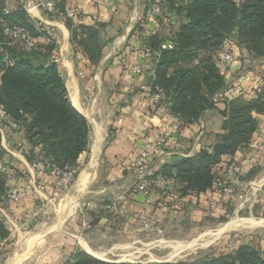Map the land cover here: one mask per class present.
<instances>
[{
	"label": "crops",
	"instance_id": "1",
	"mask_svg": "<svg viewBox=\"0 0 264 264\" xmlns=\"http://www.w3.org/2000/svg\"><path fill=\"white\" fill-rule=\"evenodd\" d=\"M20 1L30 2L13 0L12 4ZM68 6L76 9L77 15L72 18L75 24H103L104 46L96 65L90 63L81 46L71 42L66 17L61 12L46 13L34 8L29 15L44 26L46 34L52 27L57 34L56 63L71 105L89 123L88 147L78 160L72 184L56 197L44 189L31 192L24 201L0 202V216L9 229L0 257L2 251L9 249L14 255L12 264H64L82 250L97 259L122 262L106 256L122 258L134 252L139 254V245H144V238L150 234L142 227L140 217L152 220V228L161 233L176 222H186L192 227L209 221L207 217L222 219L232 209L240 210L243 201L248 203L247 207L264 213V152L255 157L244 178L240 190L243 199H229L218 190L171 198L161 190L142 194L136 188V160L145 143L173 122H180L178 132L152 161L156 172L213 144L216 134L222 131L220 110L226 102L240 96L250 99L261 92L264 57L254 56L233 38L224 41L215 51L216 64L224 51L235 57L221 73L224 86L214 94L213 108L204 110L196 122L185 123L171 114L166 104L153 103L142 88L148 83V74L132 70L145 62L140 31L148 28L149 35L160 32L171 38L181 19L169 12L167 16L148 20L147 0H119L113 7L104 0H71ZM46 38L43 35L40 41L46 43ZM236 86L239 91L233 92ZM254 115L259 130L264 126V113ZM0 146L14 162L10 169L14 171L15 184L25 185L35 175L28 160L30 144L10 118L3 122ZM245 151L247 148L243 147L232 156L235 158ZM232 156L224 155L220 164ZM55 181L49 174L43 177L45 188H52ZM121 194L123 197L119 198ZM115 199L118 206L125 208V213H112L100 206ZM211 204L215 209L210 212ZM84 221L89 222L87 227Z\"/></svg>",
	"mask_w": 264,
	"mask_h": 264
},
{
	"label": "trees",
	"instance_id": "2",
	"mask_svg": "<svg viewBox=\"0 0 264 264\" xmlns=\"http://www.w3.org/2000/svg\"><path fill=\"white\" fill-rule=\"evenodd\" d=\"M9 1L0 0V106L23 131L31 155L39 148L49 163L61 169L76 167L88 147L89 123L71 105L58 64L50 59L57 53L56 43L40 41L41 36H47L44 26L21 6L5 13ZM56 1L58 12L64 13L66 1ZM169 12L181 19L171 38L159 32L144 39L155 61L148 84L152 91L161 89V103L167 105L171 114L192 123L204 110L214 107L213 96L224 86L214 59L224 41L233 38L254 56L264 57V0H163L162 11L155 19ZM66 24L71 42L81 46L90 63L96 65L104 46L103 24H75L71 18H66ZM6 25L22 27L38 41L26 50L22 40H14L3 32ZM166 40L172 42V47L161 49ZM263 91L264 86L253 98L228 100L220 110L222 131L216 134L214 143L156 172L175 181V190L168 196L218 190L214 184L226 179V165L239 161L243 153L235 158L232 155L243 147L248 150L255 140L258 127L254 114L264 113ZM3 153L0 147V161ZM224 155L232 158L220 164ZM6 189V176L0 171V202L7 201ZM8 237L9 229L0 216V252ZM64 264H264V251L240 244L233 251L208 253L190 261L112 263L81 250Z\"/></svg>",
	"mask_w": 264,
	"mask_h": 264
},
{
	"label": "built area",
	"instance_id": "3",
	"mask_svg": "<svg viewBox=\"0 0 264 264\" xmlns=\"http://www.w3.org/2000/svg\"><path fill=\"white\" fill-rule=\"evenodd\" d=\"M66 3H70L71 0H65ZM111 7L119 0H104ZM163 0H147V13L146 18L148 20H153L158 14L162 11ZM17 5L24 8L28 13L36 8L40 9L46 13L58 12L57 1L56 0H30V2L23 3L19 2L17 4H8L4 11L8 13L9 11L15 9ZM62 13V12H61ZM66 18H74L77 14L76 9L74 7L68 6L66 7L64 13H62ZM3 32L6 35L11 36L14 40H22L24 43V47L26 50H31L36 44L37 37L30 36L26 33V31L22 27L18 26H8L6 25L3 29ZM150 34V30L148 28H144L140 31V39L139 41L143 46V54L145 57V62L143 66L135 65L132 67V70L135 73L143 74L144 72L148 75H151L154 72L155 61L152 59L151 52L146 48L144 39L148 37ZM47 41L57 42V34L55 30L52 28L47 29ZM172 42L170 40H166L161 43L160 48L166 49L171 48ZM50 59L53 62H57L58 58L56 54H52ZM235 60L233 54L229 51H224L222 53L221 60L218 62L217 66L219 71L224 72L228 65ZM143 91L147 92L152 99L153 103L160 104L161 103V94L162 91L160 88L156 87L154 91L151 90L150 84H145L142 86ZM239 91V86H236L233 92ZM7 114L5 109L0 106V133L3 130V122L7 119ZM180 128V122H173L170 127L158 133L155 138L151 141H147L144 145V148L140 155L136 160V169H137V179H136V188L142 194H148L151 190H161L166 193H173L175 190V181L171 178L164 177L161 175H156V171L152 168L151 164L154 160L155 156L165 147L167 140L171 138L174 134L178 132ZM34 159L32 161V167L34 168L35 175L33 178L28 179L26 184L23 186L16 185L14 182L15 174L14 171L11 170L8 166H4L0 164V171L3 172L6 176L7 189L5 193V197L9 202H20L24 201L28 195L33 192L42 191L46 189L47 193L51 195V197H56V195L65 191L73 182L74 177L77 172L78 165L72 168L61 169L54 164L49 163L39 148H35ZM261 152H264V126L256 132L255 140L250 148L243 153L241 159L239 161H233L228 163L225 167L226 179L216 181L214 186L225 193V195L229 199L244 198V193L240 190L244 185V178L250 171L251 167L254 164V159ZM51 175L56 178L55 184L52 188H45V184L43 182V177L45 175ZM252 186V185H251ZM123 194L119 196L122 198ZM118 199L112 200L110 202L103 203L100 205L105 210L110 211L116 214L125 213V208L118 206ZM97 206V205H95ZM94 206V207H95ZM99 207V206H98ZM215 209V205L211 204L209 206V211H213ZM141 223L148 227L153 224L152 220H148L144 217H140ZM84 226H88L89 222L84 221ZM233 249L234 247H230Z\"/></svg>",
	"mask_w": 264,
	"mask_h": 264
},
{
	"label": "rangeland",
	"instance_id": "4",
	"mask_svg": "<svg viewBox=\"0 0 264 264\" xmlns=\"http://www.w3.org/2000/svg\"><path fill=\"white\" fill-rule=\"evenodd\" d=\"M12 1H9V3L12 4ZM1 148L5 153H3L0 164L12 169L14 167L13 160L7 155L9 153H6L3 147ZM33 159L34 155L29 153L28 160L32 163ZM262 203H264V200ZM247 206L248 203L243 201V207L240 210L232 209L219 220L218 218L207 217L209 221H205L204 224L198 226L188 227L186 222H176L165 227L161 233H157L152 225L145 227L142 224V227L147 229L150 234H147L144 238L145 244L139 245V254L134 252L122 258L118 255L115 257L106 256V258L111 260L122 259V262L125 263L190 261L203 257L208 253L217 254L233 251L240 244H250L256 246L260 251H264V213L254 211ZM135 247H138V245H135ZM230 247L234 248L231 249ZM13 258L14 255L9 249L2 251L0 264H12Z\"/></svg>",
	"mask_w": 264,
	"mask_h": 264
},
{
	"label": "water",
	"instance_id": "5",
	"mask_svg": "<svg viewBox=\"0 0 264 264\" xmlns=\"http://www.w3.org/2000/svg\"><path fill=\"white\" fill-rule=\"evenodd\" d=\"M112 263H117V262H112Z\"/></svg>",
	"mask_w": 264,
	"mask_h": 264
},
{
	"label": "bare ground",
	"instance_id": "6",
	"mask_svg": "<svg viewBox=\"0 0 264 264\" xmlns=\"http://www.w3.org/2000/svg\"><path fill=\"white\" fill-rule=\"evenodd\" d=\"M226 229V228H225ZM222 233V232H221ZM214 238V237H213Z\"/></svg>",
	"mask_w": 264,
	"mask_h": 264
}]
</instances>
